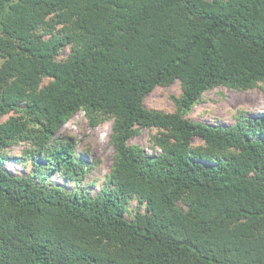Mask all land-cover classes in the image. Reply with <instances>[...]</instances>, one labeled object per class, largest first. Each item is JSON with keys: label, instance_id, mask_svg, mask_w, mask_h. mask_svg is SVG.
Wrapping results in <instances>:
<instances>
[{"label": "trees", "instance_id": "trees-1", "mask_svg": "<svg viewBox=\"0 0 264 264\" xmlns=\"http://www.w3.org/2000/svg\"><path fill=\"white\" fill-rule=\"evenodd\" d=\"M175 81L176 112L144 106ZM260 84L264 0H0V152L24 143L79 180L59 134L78 112L113 121L114 151L94 196L0 167V264H264V116L184 118L206 91ZM142 128L152 154L128 144Z\"/></svg>", "mask_w": 264, "mask_h": 264}, {"label": "rangeland", "instance_id": "rangeland-1", "mask_svg": "<svg viewBox=\"0 0 264 264\" xmlns=\"http://www.w3.org/2000/svg\"><path fill=\"white\" fill-rule=\"evenodd\" d=\"M68 49H64L60 59H65ZM182 94L179 81L170 86H157L144 98V106L149 110L171 114L176 112L175 99ZM264 116V85L253 90L237 91L219 86L202 94L200 102L184 118L207 124L212 127H236L243 124V119ZM112 120L104 119L96 126H91L88 117L78 112L71 117L60 130L62 139L75 145V159L85 161L88 166L84 176L76 180L67 179L59 169H48L43 159L26 156L29 146L24 143L14 145L0 152V167L13 176H30L38 183L57 186L63 190L83 191L91 196L104 189L106 176L110 171L113 159V147L110 144ZM246 138L256 140L260 137L256 133L245 129ZM157 133L154 128H142L139 133L128 142L152 154V137ZM203 143L193 139L192 146L199 147ZM43 168V169H42ZM47 168V169H46ZM144 210L132 200L127 206L124 216L131 220L137 210Z\"/></svg>", "mask_w": 264, "mask_h": 264}]
</instances>
